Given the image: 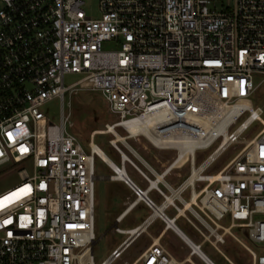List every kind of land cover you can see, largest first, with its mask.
<instances>
[{"label": "built area", "instance_id": "obj_1", "mask_svg": "<svg viewBox=\"0 0 264 264\" xmlns=\"http://www.w3.org/2000/svg\"><path fill=\"white\" fill-rule=\"evenodd\" d=\"M86 1L0 0V167L20 177L0 192V264H94L97 133L110 134L108 144L134 167L118 145L135 153L130 137L173 150L170 164L186 151L190 197L181 208L141 172L163 196L160 206L172 205L202 241L216 248L228 233L250 253L251 264H264V120L261 107L249 99L253 74L264 75V0H95L97 16L84 10ZM102 42L113 47L102 49ZM67 73L81 78L66 85ZM77 85L99 89L119 117L105 123L103 132H91L87 152L67 131L66 116L59 124L47 123L40 109ZM225 111L234 116L223 131L216 130ZM252 121L260 129L215 173H204ZM129 123L141 129L131 134ZM116 127L125 132L120 140ZM207 137L187 150L188 140ZM217 139L195 165V149ZM111 169L110 177L121 178L151 209L149 216L175 230L172 218L156 211L122 169ZM224 217L227 225L220 223ZM139 227L98 264L118 258ZM233 227L261 252L242 243ZM110 229L122 231L115 221L101 236ZM185 243L189 250L182 260L154 240L129 264H196L193 254L215 264L199 244Z\"/></svg>", "mask_w": 264, "mask_h": 264}, {"label": "rangeland", "instance_id": "obj_2", "mask_svg": "<svg viewBox=\"0 0 264 264\" xmlns=\"http://www.w3.org/2000/svg\"><path fill=\"white\" fill-rule=\"evenodd\" d=\"M84 10L93 16H97V2L95 0L86 1L83 5ZM102 49H109L113 47L108 42L101 43ZM81 78L80 74L67 73L63 76L64 84H71ZM254 89L249 95L250 102L253 106H260L262 109L261 117L264 120V75L255 73L253 74ZM41 111L45 115L47 123L59 124L61 115L66 116V129L72 133L83 146L84 150L88 151V140L90 134L95 129H102L104 124H110L119 119L118 115L112 112L109 108L108 102L99 89L77 85L74 90L65 92L60 98L54 96L45 101L40 106ZM246 113L240 116L231 126L234 129L244 118ZM68 122V123H67ZM70 123V124H69ZM260 129V123L258 121H252L245 130L239 136L237 142L229 143L206 167L204 173H215L222 165H224L234 153L243 145L245 140L250 139ZM115 130L118 134H124L122 128L116 127ZM110 134L97 133L92 137V141L96 143L105 153H110L112 150L108 144ZM217 139L213 144L207 148H198L194 151V162L198 165L206 156L214 149L218 143ZM127 143L137 149V146L141 145V142H147L143 137H130L126 139ZM148 147H152L148 142ZM120 146V144L118 143ZM153 151H157L158 154L170 157L174 156L173 150H159L154 148ZM156 153V152H155ZM94 168L97 170L101 161L97 156H94ZM183 170L188 171V163L183 165ZM20 181V177L16 170L10 171L8 168L0 167V192L14 186ZM202 183H197L199 186ZM110 190L115 192L118 196H127L129 200L134 198V194L123 188L116 183H110ZM97 183L94 185V208H93V232L98 237L93 246V263L98 264L103 258H105L111 248L122 239L123 235L119 232L110 229L106 231L102 236L101 233L112 225L113 221L110 218V211H107L104 206L97 202ZM134 212L129 213L125 219L118 223L119 227L126 226V222L134 215ZM183 222V228L188 233L190 238L195 242H199L200 235L190 226L184 219L180 218L177 223ZM221 224L227 225L228 220L224 217ZM157 226L161 227V223L156 221ZM231 233L234 234L242 243L252 249L255 253L259 254L261 248L250 242L244 235L241 229L233 227ZM170 234V231L167 235ZM180 240H172L170 247L174 250L175 254L179 257L184 256L188 248L181 246ZM217 248V249H216ZM216 248L213 247L207 241L201 243V250L215 263V264H230L224 256L229 259L233 264H251V255L247 249L235 240L230 234L225 233L221 242H216ZM141 251V234L128 246H126L121 255L114 259L110 264H129L136 258ZM224 256H223V255ZM191 258L196 264H204L197 258L196 255H192ZM137 264H141L140 262Z\"/></svg>", "mask_w": 264, "mask_h": 264}, {"label": "crops", "instance_id": "obj_3", "mask_svg": "<svg viewBox=\"0 0 264 264\" xmlns=\"http://www.w3.org/2000/svg\"><path fill=\"white\" fill-rule=\"evenodd\" d=\"M111 148L112 150L108 154L105 153L101 148L100 149L115 167L123 170V174L137 188L143 190L144 194L158 208H155L156 211L160 210L168 218H172V223L175 226V230H173L169 226L166 227L157 215L149 216L151 209L142 201V199L137 198L135 195L133 199L129 200L126 195L124 197L118 196L114 191L112 192L109 186L110 183H116L123 188H126L130 192H132V190L121 178L110 177L112 174L111 164L98 157L101 161V164L98 166L97 170H95V178L93 181V197L94 185L97 183V202H100L107 211L111 212L110 218H112L113 221L112 225L116 221V224L119 227L118 223L123 221L129 213L135 211L134 215L126 222L127 225L124 227H119L122 230L119 233H121L123 237L114 246H116L123 239L127 238L130 235L129 233L131 229L141 226V230L136 236L129 237V242L126 246L131 244L141 234L140 252L147 248L154 240L176 260H182L188 251L182 257L177 256L174 250L170 247L172 240H180L182 242L181 246L187 247V244L185 243V239H187L193 244H199L201 249V243L203 242L202 238L199 242H195L192 240V238H190L188 233L183 228V222L180 224L177 223L178 219L184 218L178 214L176 215V210L172 205H168L166 207L160 206L163 196L155 187H148V180L141 174L142 172L149 180H154L153 182L155 183V186L159 188L165 195L171 194L170 196L173 197V203L177 207L181 208L189 201L190 197V186L189 182L186 181L189 170H183L184 163L182 165L170 164L171 156L167 157L158 154L157 151H155V153L153 151L154 148L148 147L147 142H141V145L137 146V149L132 147L135 153L129 152L122 145H120L119 148L124 154L127 155V157L131 159L133 164L136 166L134 167L128 161L122 159L116 149H114L112 146ZM197 183L199 182H196L195 184L197 185ZM185 214H188V212L185 211ZM156 221L162 224L161 227L155 224ZM184 221L186 222L185 219ZM169 231L170 234L167 235ZM203 254L208 259H210L204 252Z\"/></svg>", "mask_w": 264, "mask_h": 264}, {"label": "bare ground", "instance_id": "obj_4", "mask_svg": "<svg viewBox=\"0 0 264 264\" xmlns=\"http://www.w3.org/2000/svg\"><path fill=\"white\" fill-rule=\"evenodd\" d=\"M220 112V110L218 111ZM234 116L233 111H225L222 115H221V120L219 121V123L217 124V126L215 127L216 130L219 131H223L225 129V127L227 126L228 122L232 119V117ZM127 129L131 132V134H134L136 131H139L141 129V126L138 125L137 123H129L126 124ZM111 130V127L109 126V129ZM93 132H103L100 131V129H95L93 130ZM117 139L120 140L122 138H120L121 135L116 134ZM208 140V137L205 139H194V140H188V142H186V147L187 150L192 149L197 143H205ZM92 146L94 148V150L97 151V153L99 154L100 158H102L103 160L109 162L111 164V166L115 167L104 155V153L102 152V150L100 149V147L98 145H96L93 141H92ZM186 151H183L180 153L179 157L177 158V160L175 161L174 165H182L185 161H186ZM191 178H189L190 180ZM134 232V231H132Z\"/></svg>", "mask_w": 264, "mask_h": 264}, {"label": "water", "instance_id": "obj_5", "mask_svg": "<svg viewBox=\"0 0 264 264\" xmlns=\"http://www.w3.org/2000/svg\"><path fill=\"white\" fill-rule=\"evenodd\" d=\"M109 228H110V226L107 229H109ZM139 228H141V226ZM127 242H129V241H127Z\"/></svg>", "mask_w": 264, "mask_h": 264}, {"label": "snow or ice", "instance_id": "obj_6", "mask_svg": "<svg viewBox=\"0 0 264 264\" xmlns=\"http://www.w3.org/2000/svg\"><path fill=\"white\" fill-rule=\"evenodd\" d=\"M21 191H23V189ZM13 195H15V194H13ZM0 206H2V205H0Z\"/></svg>", "mask_w": 264, "mask_h": 264}]
</instances>
